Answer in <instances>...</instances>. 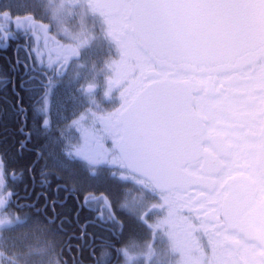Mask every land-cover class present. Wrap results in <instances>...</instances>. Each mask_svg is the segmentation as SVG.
I'll use <instances>...</instances> for the list:
<instances>
[{
  "label": "snow or ice",
  "instance_id": "snow-or-ice-1",
  "mask_svg": "<svg viewBox=\"0 0 264 264\" xmlns=\"http://www.w3.org/2000/svg\"><path fill=\"white\" fill-rule=\"evenodd\" d=\"M13 11L30 15L17 17L13 23ZM0 16L9 18L0 23L3 50L15 44L10 70L23 67L19 86L22 90L31 86L28 98L34 123L25 131L28 108L15 93L24 137L18 142L17 153L23 155L27 150L34 159L19 176L13 171L10 178L14 184L22 182L23 173L33 174L38 164L41 176V190L29 203H19L31 198L27 186L23 197L15 188L6 196L0 195V207H7L16 196V207L35 209L36 217L26 214L24 219H0V226H4L0 230V264H68L59 256L73 247L79 252L90 248L95 257L97 233H89L88 228L118 237L125 227L118 213L153 232V242L138 254L145 257L143 264H172L171 254L198 230L208 234L206 225L201 223L198 228L192 223V215L200 219L202 214L217 224L247 223L264 232V166L254 171L252 184L231 182L230 162L222 159L223 145L216 142L212 148L206 146L196 125L183 113L182 98L175 87L180 81L174 71L195 64L211 73L231 66L241 55L264 60V0H87L86 5L84 0H8L0 3ZM37 17L47 23L38 22ZM41 33L43 45L38 44ZM20 52H24L23 59ZM113 56L119 59H108ZM89 62V72L97 78L106 69L115 71L107 84L109 90L113 85L124 89L118 109L104 113L101 106L107 101L95 96L84 98L76 89L54 98L53 85L63 86L62 78L70 72L79 76ZM11 83L15 89V80ZM97 87L89 84L83 91ZM69 115L74 119L61 127ZM87 120H91L92 131L83 130L78 139L65 135V128ZM97 122L103 125V134L94 131ZM54 124L59 136L52 134ZM33 136L44 143L28 149ZM196 163L198 169L193 168ZM7 166L8 161L0 154V190L7 186ZM101 176L111 182L108 194L87 193L81 199L80 193L92 187L90 181ZM127 183L141 193L131 204L127 197L132 189L123 186ZM193 184L202 191L189 197L186 189ZM158 194L163 201L159 207L167 208L168 215L149 224L150 212L140 214V209L144 201ZM41 199L44 203L37 207ZM69 200L75 203L71 217L67 214L71 209L66 208ZM185 210L189 216L183 215ZM85 211L91 215L82 221L81 212ZM73 224L78 235L68 232L66 226ZM26 226V231H17ZM157 229L164 233L159 237L161 245L168 244L159 251L155 248ZM100 239L102 247L114 250L115 264H120L121 256L124 264H140L137 257L129 255L127 246L116 248L102 235ZM72 240L79 243L73 245ZM208 247L210 253L184 259L182 264H229L217 255L219 245L211 236ZM100 255L105 264L112 257L108 251ZM249 264H264V258Z\"/></svg>",
  "mask_w": 264,
  "mask_h": 264
},
{
  "label": "flooded vegetation",
  "instance_id": "flooded-vegetation-1",
  "mask_svg": "<svg viewBox=\"0 0 264 264\" xmlns=\"http://www.w3.org/2000/svg\"><path fill=\"white\" fill-rule=\"evenodd\" d=\"M84 4H87V0H84ZM7 19L9 18L0 16V23H6ZM15 20L16 18L12 19L13 23ZM43 43L44 36L41 33L38 44L43 45ZM4 47L3 34L0 32V154H3L8 161L5 173L8 178L7 186L2 189V195L6 196L10 189L15 188V191L23 197L25 195V187L27 186L28 192H31L32 195L30 200L26 201L20 199L19 203L23 204L34 200L36 192L41 190L40 164L36 166L33 174H29L25 171L23 173L22 182H15L14 184L10 178L13 171L19 176L21 169L27 168L32 159H34V154L27 150L23 155L17 153L18 142L24 139V137L20 134L21 121L17 117L15 108L17 99L22 97L21 103L24 107L28 108V127L25 131H27L28 128H32L34 126L33 112L29 107L30 102L28 98L31 92V86H26L27 90H22L19 86L23 67L16 72L10 70L11 61L14 58L13 49L15 48V44L13 43L11 47H7L6 51L3 50ZM20 57L23 59L24 52H20ZM111 71L112 69H107L105 77L101 78L99 83L95 81H88L85 83L81 81L77 83V81H80V77L75 75L73 78L76 79L74 84L77 83V87L74 85L70 87L73 82L63 77V86L57 87L55 84L53 85L54 98L61 94L71 93L74 89L81 90L80 95L84 98L93 96L103 98L107 101L101 106L104 113L112 112L121 105L120 94L122 88L119 85H113L109 90L107 84L109 76L115 77ZM174 71L177 74V79L190 87L192 108L196 114L202 117L204 123L203 138L206 146L212 148L214 143H221L225 149V156L222 157V159L229 161L231 165V175L233 176L231 182L237 185L241 183L252 184L254 181V171L259 172L262 166H264V80L261 79V73L264 72V60L257 61L255 57H244L241 55L232 61L231 66L220 67L211 73L203 71L201 67L190 64L186 67L175 69ZM210 75L212 78L209 77ZM12 80H15V89L11 83ZM248 83L257 86L249 89V91L237 90L231 87L232 85L238 84L242 87V85ZM89 84H95L98 85V87L92 89L90 92L83 91ZM106 92L108 93L107 96H105ZM15 93H19V97ZM206 97L212 101L208 108L203 106V100ZM229 98L233 99V105L236 106L230 107L227 105ZM92 110L95 111L94 108ZM80 111L82 112L84 109H80ZM72 119H74V117L69 115L68 120L64 121L61 127H63V124L70 123ZM85 129L90 131L93 130L91 128V120L82 122L79 126H74L71 129L65 128L64 132L66 136L78 139L82 136L83 130ZM94 131L97 135L103 134V125L97 122ZM52 134L55 136L60 135L55 124L53 125ZM42 143H44L42 139L38 140L36 136H33L32 142L28 144V149H32L34 146ZM108 146H111L110 140ZM40 163L43 164V161ZM193 168L198 169L199 164H194ZM32 176L35 177L34 180ZM90 183L92 187H88L80 193L81 199H83L84 195L87 193H92L96 196L107 195L108 189L111 187V182L107 180L105 176L92 180ZM34 184L35 191H33ZM123 186L132 189L127 197L130 204L139 199L141 193L138 189L133 187L132 183H127ZM199 191H202L201 187L194 184L186 189V194L189 197H195ZM17 199L18 197L13 196L11 204L7 207H0V211H2L4 215L6 214L5 216L9 215V218H5V220L13 219L16 216L24 219L26 214L31 215L32 219H36L33 215L35 209H18L16 207ZM43 203L44 201L41 199L37 207H41ZM162 203L163 201L160 199L159 194L154 199L150 198L144 201V207L140 209V214L146 211L150 212L148 216L149 224L152 222L150 221L151 218L167 217L160 214V211H164V213L168 212L167 208L162 210L159 207ZM154 205L156 207H153ZM66 208L71 209V211L67 213L68 216L71 217L75 211L74 201L69 200ZM57 211H60V209L58 208ZM50 212L51 210H49V214ZM89 215L91 214L86 211L81 212V220L83 221V219ZM183 215L189 216L187 210L183 212ZM118 217L125 223L123 234L118 237L112 236L107 232H101V230L97 228H88L89 233H97L95 257L91 254L90 248H85L83 252H79L73 247L71 252L65 250L63 255L59 256V259L62 262L66 260L68 264H73V257L76 259V264H97L98 260L100 264H105V258H102L100 254L102 251H108L112 253V257L107 260V264H115V252L112 248L101 246V235L116 248L127 246L129 248V255H135L136 243L141 239L146 240V237L149 238V235L153 232L147 227L131 221L124 213H118ZM190 218L192 223L198 228L201 223L208 228V234H205L203 229H200L195 233L194 237L189 239L192 253H195L199 258L202 253L211 252V249L208 247L210 236L219 245L217 248V255L221 257V259L228 261L229 264H249V262H255L264 258V232L257 231L247 223H244L243 226H234L232 223L224 221L217 224L215 220L205 217L202 214L200 219H196L195 215H192ZM41 219H43V217H41ZM58 223L59 221H57V224ZM66 227L69 233L75 232L77 235L79 234L74 224ZM107 227H111V225ZM26 230L27 226L17 229L18 232ZM217 232L219 235H217ZM78 243V241L72 240L73 245ZM161 246L168 247V244L166 242ZM59 250V245H57L56 252L59 253ZM203 258L207 259V256ZM120 264H124L123 256L120 258Z\"/></svg>",
  "mask_w": 264,
  "mask_h": 264
},
{
  "label": "rangeland",
  "instance_id": "rangeland-1",
  "mask_svg": "<svg viewBox=\"0 0 264 264\" xmlns=\"http://www.w3.org/2000/svg\"><path fill=\"white\" fill-rule=\"evenodd\" d=\"M0 3H8V0H0ZM83 9L81 8V9H77V11H82ZM27 15H30V13L29 12H16V11H13L12 12V16L10 17L11 18V20L12 19H14V18H16L17 19V17H20L21 19H23V17L24 16H27ZM37 19V21L38 22H41V23H47V21H40L39 20V17H37L36 18ZM77 19H79V18H77ZM108 59H112V60H118L119 59V57H117V56H113V57H109ZM91 68V62H89V67L87 68V69H84V70H82L81 71V73H80V75H79V77H80V81H77V83H79V82H83V83H85V82H88V81H95L96 83H99V80H101V78H104L105 77V75H106V71H107V69L104 71V72H102L100 75H99V77L97 78L96 77V74L95 73H90L89 72V69ZM111 73L113 74V76H115V71L112 69V71H111ZM137 75H139V73L137 72ZM75 76V74L74 73H72V72H70L69 73V75H68V77H66V78H68L67 80H71L72 82H73V84H71L70 85V87L71 86H76L77 85V83L76 84H74L75 83V81H76V79L75 78H73ZM78 86V85H77ZM76 86V87H77ZM257 85H250L249 83L248 84H246V85H242V87H240V84H238V85H232L231 87H233V88H235V89H237V90H244V91H249V89H251V88H253V87H256ZM124 87H127V85H124ZM124 89L122 88V91H123ZM119 93V92H118ZM120 94V93H119ZM231 98V97H230ZM229 98V101H228V104L227 105H229L230 107H234V106H236V105H233V103H234V101H233V99H230ZM211 103H212V101H211V99L209 100L207 97L206 98H204V100H203V106L204 107H206V108H208L209 107V105H211ZM2 191L3 190H0V195H2ZM1 210V209H0ZM160 214H162V215H165V216H167L168 215V212H165L164 213V211H160ZM6 215V214H5ZM4 214H3V212L2 211H0V218H9V215L8 216H5ZM165 218H151L150 219V221H152L150 224H155L157 221H162V220H164ZM3 227L4 226H0V230H2L3 229ZM156 234H157V239H156V241H155V248H156V250L157 251H159L161 248H162V246H161V243L159 242V237L160 236H162L161 234H163V230H161V229H157L156 230ZM135 241H137V240H135ZM153 242V233L151 234V235H149V238H147L146 237V240H144V239H141V240H139L138 241V243H136V246H135V248H136V253H135V255H132V256H134V257H137V259H138V261L140 262V264H143V262H144V260H145V257H143V256H139L138 254L140 253V252H142V251H146V248H145V245L146 244H148V243H152ZM191 243L188 241L186 244H184L182 247H180V248H178V250H177V252L176 253H172L171 254V256H170V260L172 261V264H182V261L184 260V259H197V258H199V256H197V255H195V253H192V249H191V245H190ZM169 251H170V249H169ZM133 264H137V262L136 261H134L133 262Z\"/></svg>",
  "mask_w": 264,
  "mask_h": 264
},
{
  "label": "water",
  "instance_id": "water-1",
  "mask_svg": "<svg viewBox=\"0 0 264 264\" xmlns=\"http://www.w3.org/2000/svg\"><path fill=\"white\" fill-rule=\"evenodd\" d=\"M190 65L200 67V66L195 65V64H190ZM175 87L178 89L180 96L182 98V111H183V113L185 114V116L190 121H192L196 125L200 135L203 137L204 123H203L202 117H200L198 114H196V112L192 108V98L190 96L192 94H191L190 87L188 85H186V83L181 82V81Z\"/></svg>",
  "mask_w": 264,
  "mask_h": 264
}]
</instances>
